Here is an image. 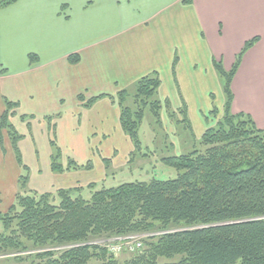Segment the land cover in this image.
Listing matches in <instances>:
<instances>
[{
    "label": "crops",
    "instance_id": "crops-1",
    "mask_svg": "<svg viewBox=\"0 0 264 264\" xmlns=\"http://www.w3.org/2000/svg\"><path fill=\"white\" fill-rule=\"evenodd\" d=\"M184 1L18 0L0 9V120L7 102L15 104L10 123L23 137L18 147L30 170V192L107 182V167H123L135 148L121 127L118 93L154 73L161 80L158 100L183 113L195 135L206 130L214 110L220 117L226 105L215 63L231 71L256 38L233 78L231 112L264 129V0ZM72 55L80 62L71 64ZM53 135L65 168L70 159L91 162L92 169L53 173ZM1 137L5 212L23 171L7 131ZM120 145L125 154L117 162Z\"/></svg>",
    "mask_w": 264,
    "mask_h": 264
},
{
    "label": "trees",
    "instance_id": "trees-1",
    "mask_svg": "<svg viewBox=\"0 0 264 264\" xmlns=\"http://www.w3.org/2000/svg\"><path fill=\"white\" fill-rule=\"evenodd\" d=\"M17 1L0 0V9ZM257 40L246 44L231 71L215 63L226 96L224 119L203 135L204 152L195 150L162 159L164 165L178 172L175 179L100 189L92 184L88 187L92 191L89 200L79 187L56 194L30 192V170L23 164L18 147L23 137L10 123L16 105L7 102L0 120V142L3 131H7L23 173L15 203L6 213L0 212L4 227L0 256L30 251L24 243L27 241L37 251L38 264H91L95 258L102 264H120L97 242L175 227L178 231L147 241L143 254L125 264H264V129H259L251 116L231 112L233 78L242 54ZM30 61L37 62L38 58L30 55ZM69 61L77 64L80 57L72 55ZM160 86L158 73L142 78L136 84L137 109L126 105L129 91L118 93L121 127L135 148L131 161L142 152L139 130L145 110L150 108L161 124L162 108H169L167 101L158 100ZM101 98L104 96L84 106L90 107ZM79 100L85 99L79 96ZM181 123L192 130L186 116ZM51 146L53 173L92 169L91 162L81 166L73 160H68L65 168L55 140Z\"/></svg>",
    "mask_w": 264,
    "mask_h": 264
},
{
    "label": "rangeland",
    "instance_id": "rangeland-1",
    "mask_svg": "<svg viewBox=\"0 0 264 264\" xmlns=\"http://www.w3.org/2000/svg\"><path fill=\"white\" fill-rule=\"evenodd\" d=\"M128 91L130 94V98L128 99L126 105H128L130 109H135L137 107L134 99L136 93V86L129 88ZM168 110L169 108H165V106L162 108L161 124L157 123L150 108H147L145 110V118L139 130V136L142 142V152L140 154L136 153V156L133 161H131V155L127 158L125 157L123 167H107L109 173V180L107 182L94 184L97 186V189L118 187L120 185L133 182L149 183L154 179H175L178 176V172L164 165L162 163V159L191 154L195 150H200L204 152L206 150V147H204L202 144L203 135L206 133V131H208V129L212 127L217 128V124L219 122H222L224 119V115L218 117V115L214 114L213 117L210 118L211 123L209 127L202 132L201 129L198 128L197 133L195 135L193 128L191 132L185 124L181 123L185 118L183 114L174 113V117H171L169 115ZM53 137V140L56 141L55 135H53ZM120 146L121 147L119 148L117 162H120L125 154V148L122 145ZM58 148L60 149L61 155L63 157L62 149L59 146ZM97 155L100 156L99 153H97ZM61 164L64 165L63 158L61 159ZM92 184L93 183L85 187H79L84 189L82 195L86 200H89L91 198L92 191L89 190L88 187ZM58 190L65 189H56L53 190V192L51 193L56 194ZM58 202L59 201L57 200L55 204H57ZM6 212L7 211L2 213ZM177 229L178 228L170 227L168 229H157L156 231L149 233H137L129 235L141 239L143 245L145 246L141 251L135 253L124 251L118 255H114L108 251V246L115 244L116 242H118L119 239L124 237L112 238L107 240L105 239L100 242H97V244L106 248L108 253L112 255L120 264H125L136 258L137 255L143 254L146 249L147 241H151L153 238L163 236L170 232L178 231ZM3 233L4 227L3 224L0 223V234ZM24 243L28 245L30 251L18 253L9 252L6 256H0V264H38L40 261L36 258L37 251L32 247L31 244H27V241H24ZM53 250L59 251L60 249L54 248ZM91 264H102V261L98 258H95L91 262Z\"/></svg>",
    "mask_w": 264,
    "mask_h": 264
},
{
    "label": "built area",
    "instance_id": "built-area-1",
    "mask_svg": "<svg viewBox=\"0 0 264 264\" xmlns=\"http://www.w3.org/2000/svg\"><path fill=\"white\" fill-rule=\"evenodd\" d=\"M143 248L144 245L141 239L135 236H129L121 238L115 244L108 246V251L111 254L118 255L124 251L135 253L141 251Z\"/></svg>",
    "mask_w": 264,
    "mask_h": 264
}]
</instances>
